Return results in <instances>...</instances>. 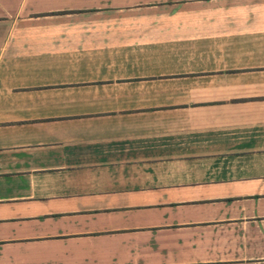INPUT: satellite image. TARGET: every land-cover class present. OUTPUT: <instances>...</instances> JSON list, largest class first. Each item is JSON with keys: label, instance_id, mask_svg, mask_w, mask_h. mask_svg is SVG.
Wrapping results in <instances>:
<instances>
[{"label": "crops", "instance_id": "0c3cea01", "mask_svg": "<svg viewBox=\"0 0 264 264\" xmlns=\"http://www.w3.org/2000/svg\"><path fill=\"white\" fill-rule=\"evenodd\" d=\"M0 264H264V0H0Z\"/></svg>", "mask_w": 264, "mask_h": 264}]
</instances>
